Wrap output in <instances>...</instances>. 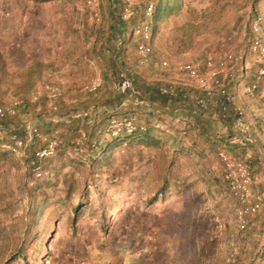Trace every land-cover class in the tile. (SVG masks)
Here are the masks:
<instances>
[{"label": "rangeland", "instance_id": "rangeland-1", "mask_svg": "<svg viewBox=\"0 0 264 264\" xmlns=\"http://www.w3.org/2000/svg\"><path fill=\"white\" fill-rule=\"evenodd\" d=\"M148 1L156 3L154 16L147 18L139 6L138 16L125 23L121 49L112 26L126 0H101V24L89 18L86 0H33L26 24L10 25L11 57L0 52V103H25L3 123L20 133L26 124L36 126L60 144L41 159V177L30 160L45 140L31 143L22 158L0 150V264H264V206L247 215L251 228L241 227L242 203L219 156L229 140L232 155L249 161L258 176L255 189L264 190L259 96L245 92L261 66L248 47L253 19L262 21L264 36V0L142 3ZM143 21L152 25L154 57L167 58L170 67L138 54L131 32ZM233 29L238 34L228 40ZM231 48L246 50V62L229 83L256 135L244 148L233 142V113L225 121L211 113L190 115L180 109L182 101L158 93L177 81L191 104L200 91L176 65ZM123 66L140 95L114 88ZM98 75L103 85L88 90L86 83ZM47 82L63 87L57 109L44 91L32 98ZM113 117H136L149 128L111 137L103 128ZM156 121L166 127L156 128ZM83 135L89 140L78 151L74 141Z\"/></svg>", "mask_w": 264, "mask_h": 264}, {"label": "built area", "instance_id": "built-area-1", "mask_svg": "<svg viewBox=\"0 0 264 264\" xmlns=\"http://www.w3.org/2000/svg\"><path fill=\"white\" fill-rule=\"evenodd\" d=\"M144 0H126L123 4L119 17L128 21L136 18L139 14V6L144 5V14L147 18L154 16L156 3ZM86 8L89 18L96 24L103 22V13L101 9V0H86ZM263 24L260 18L253 19L250 23L249 51L253 53L256 60L261 63L255 78L246 84L245 92L250 95H258L260 103L259 118L264 124V36L262 34ZM133 35L138 37L137 51L144 62L153 61L162 67H170V61L164 57H154L155 46L153 43V29L149 21H143L134 26ZM238 34L237 29H233L227 39L232 40ZM124 40L117 43V47H122ZM246 62V50L228 49L222 56L208 55L206 57L195 58L189 61L178 63L176 69L187 75L195 86L199 89V94L190 100L188 91L179 87L177 81H170L158 88V93L162 97L179 99L183 102L180 109L186 110L190 115H206L211 113L215 120H227L233 113V124L237 134L234 141L240 147H247L256 142V135L252 130L250 121L247 118L246 110L236 104L234 95L230 89V81L236 76V66ZM246 66V65H245ZM103 85V79L100 75L93 76L85 85L90 91H95ZM114 88L122 93L133 91L140 93L136 89L134 77L129 67L123 66L118 69L117 80L113 84ZM53 102V108L57 109L58 101L63 95V87L58 83L47 82L40 89L34 92L33 100H38L42 92ZM25 103L24 99L17 98L9 104L0 103V150L10 152L17 157H25L28 147L37 140H45L46 145L40 147L36 152V157L30 160V166L34 174L38 177L45 173L40 164L41 159L47 158L56 153L60 141L55 137H47L38 127L26 124L24 132L7 130L3 121L10 116L18 114L20 108ZM179 118L178 120H180ZM156 128H165V124L156 121ZM148 125L140 123L136 117H124L123 119L113 117L109 123L104 126L103 133L111 137H119L123 134H140L148 130ZM89 138L86 135L74 141L78 151L85 150V143ZM92 149L98 147V142L93 141ZM219 156L223 161L224 177L231 191L242 203L239 210L241 227L246 228L253 225L247 219V215L256 214L261 206H264V190L255 189L259 184L258 176L254 173L249 161L236 159L230 150L229 140L222 143L219 148Z\"/></svg>", "mask_w": 264, "mask_h": 264}, {"label": "crops", "instance_id": "crops-1", "mask_svg": "<svg viewBox=\"0 0 264 264\" xmlns=\"http://www.w3.org/2000/svg\"><path fill=\"white\" fill-rule=\"evenodd\" d=\"M32 5L33 0H0V52L4 50L5 56L11 57V53L8 50L13 45L11 43L12 37L9 36V33L12 31V29H9L10 25L14 22L17 24L18 22V28H22L27 22V16H29V10ZM7 11L11 17L7 15ZM199 130L205 131L206 128L200 124ZM234 144L237 143L234 141Z\"/></svg>", "mask_w": 264, "mask_h": 264}, {"label": "trees", "instance_id": "trees-1", "mask_svg": "<svg viewBox=\"0 0 264 264\" xmlns=\"http://www.w3.org/2000/svg\"><path fill=\"white\" fill-rule=\"evenodd\" d=\"M156 12V11H155ZM118 21H116L113 26H112V30L114 32V36L116 37L115 38V45L117 47V43L119 40L123 39L124 40V37L125 35L127 34V30H126V22L125 20H122L120 17H118ZM132 33V32H131ZM123 47V46H122ZM122 47H117L119 49H121ZM125 95L126 96H136V95H140V93H134L133 91H127L125 92ZM168 101H170L171 103L174 102L176 99H172V98H167ZM177 101V100H176ZM180 101V100H179ZM175 104V102H174ZM192 104V102H191ZM189 104V105H191ZM203 114H201L202 116ZM234 142V141H233Z\"/></svg>", "mask_w": 264, "mask_h": 264}]
</instances>
